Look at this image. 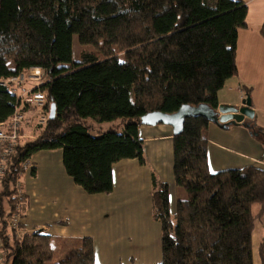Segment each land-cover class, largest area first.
I'll return each mask as SVG.
<instances>
[{
    "label": "trees",
    "instance_id": "1",
    "mask_svg": "<svg viewBox=\"0 0 264 264\" xmlns=\"http://www.w3.org/2000/svg\"><path fill=\"white\" fill-rule=\"evenodd\" d=\"M247 13L239 0H0V81L41 67L40 89L49 108L56 104L55 117L36 137L21 140L8 160L0 191L2 264H96L90 237L58 262L52 236L42 229L26 231L22 224V238H15L7 219L17 200L11 183L28 170L23 163L37 152L60 149L77 185L89 194L111 193L116 162L146 163L138 133L143 115L174 113L184 104L218 107V92L238 71V32L247 27ZM75 36L92 46L77 59ZM250 91L246 88L248 96ZM16 106L14 89L0 85V122ZM112 121L115 126L92 133L97 124ZM209 124L190 117L173 136L175 183L188 193L177 199L174 213L169 184L152 174L153 215L162 230L157 264H254L252 235L264 212V168L212 173ZM258 131L264 135V128ZM261 247L264 258V241Z\"/></svg>",
    "mask_w": 264,
    "mask_h": 264
},
{
    "label": "crops",
    "instance_id": "2",
    "mask_svg": "<svg viewBox=\"0 0 264 264\" xmlns=\"http://www.w3.org/2000/svg\"><path fill=\"white\" fill-rule=\"evenodd\" d=\"M248 6L247 27L239 29L236 61L237 73L227 79L218 92L220 104L240 105L242 99L248 97L246 88H250L254 118H245L248 125L238 123L222 128L210 122L206 137L208 139V166L212 173L227 169H241L250 165L264 168V135L258 128H264V0H239ZM31 86H25L29 89ZM24 92V91H23ZM28 122L23 133L26 136L38 135L34 122ZM139 136L144 141V154L147 164L138 159H123L113 165L114 189L110 194L87 195L66 173L65 168L56 164L62 157V151L44 150L32 156L31 165L22 174L21 185L26 203V214L23 225L26 231L42 229L52 236V242L66 244V254L77 246L80 237L92 236L95 241L96 264H120L116 258L117 247L125 243L118 238L116 232L122 226L130 225L136 230L142 218H152V174L155 170L159 179L170 186V208L175 212V203L181 198V190L175 183L173 173L174 145L173 127L159 123L157 125H141ZM31 137V138H34ZM166 152V157L164 156ZM56 164V165H55ZM56 166V167H55ZM36 168V174L30 170ZM46 180L50 189L51 207L48 210L43 204L45 189L40 191V182ZM71 192L77 195H71ZM85 196L93 204L85 207L81 199ZM82 208L77 209L76 199ZM89 204V205H90ZM91 208L98 216L110 217L101 228L88 229L87 216ZM88 210V211H87ZM258 206L253 211L257 213ZM145 214V215H144ZM142 217V218H141ZM143 223V222H142ZM99 226V225H98ZM97 226V227H98ZM162 230H160V235ZM78 237V238H77ZM63 238V239H62ZM103 240H106L105 243ZM145 241V242H143ZM264 241V212L257 220L252 235L254 264H264L262 243ZM146 259H139L131 264H157L162 259V249L153 248L151 243L140 239ZM98 243L100 247L98 248ZM102 243H104L102 245ZM120 243V244H119ZM162 245V244H161ZM256 247V254H255ZM102 250L105 251L104 255ZM115 258V259H114ZM4 261V253L0 248V264ZM125 262V261H124ZM128 264V263H126Z\"/></svg>",
    "mask_w": 264,
    "mask_h": 264
},
{
    "label": "built area",
    "instance_id": "3",
    "mask_svg": "<svg viewBox=\"0 0 264 264\" xmlns=\"http://www.w3.org/2000/svg\"><path fill=\"white\" fill-rule=\"evenodd\" d=\"M44 73L45 71L41 67L35 66L31 67L29 71H24L0 81V85H10L17 97V106L13 115L9 119L0 122V184H2L7 175L9 158L15 152L19 142L27 138L26 134L23 133L25 125L28 122H33L35 118L34 126L39 128L44 126L49 119L50 108L48 107L47 94L40 89L44 82ZM27 82H34L35 86L23 90L22 87ZM30 165V159L23 163V166L27 168ZM16 190L17 192L14 196L17 200L13 211L8 216L7 222L15 238L21 239L25 194L19 178L16 182ZM1 225L2 221L0 220V227Z\"/></svg>",
    "mask_w": 264,
    "mask_h": 264
},
{
    "label": "rangeland",
    "instance_id": "4",
    "mask_svg": "<svg viewBox=\"0 0 264 264\" xmlns=\"http://www.w3.org/2000/svg\"><path fill=\"white\" fill-rule=\"evenodd\" d=\"M84 49H92V46L81 45L78 41V37L75 36L74 37V59H77L79 57L81 51ZM26 71H29V69ZM27 86L33 87V86H35V83L32 82L31 84H27ZM115 121H116V124H119L120 120H115ZM115 121L97 124L95 126L94 131H92V133L97 135L99 133L98 129L107 130V129H109V127L115 126ZM31 137H34V135L27 136L26 139H30ZM166 155L167 154L165 152L164 156L166 157ZM56 164H58L60 167L62 166L64 168L61 154H60V158L57 160ZM146 164H147V161L144 165H146ZM153 171H154L153 173L155 175H157V177H158L159 174L155 170H153ZM21 178H22V175L19 177L20 181H21ZM40 185H41L40 191H43L45 189V200H43L42 202H43V204H45L47 206V209L49 210L51 207L50 189H49V187H47V185H49V184H46V180L44 179V180H42V182H40ZM11 187L15 188L16 184L11 183ZM21 187L23 189L22 185H21ZM2 189H3V184H0V191H2ZM179 190H181V192H182L181 198L182 199L187 198V196H188L187 191L182 187H179ZM107 194H110V193H107ZM71 195L76 196L77 194L71 192ZM87 195L93 196V195H97V194H89V193L85 194V196H87ZM85 196H83V198L81 199V202H82L81 204H83V206L85 207V209H83V211L88 209L87 208L88 206L93 205V204H90V202H88L90 200H88ZM75 199H76L75 204L77 206V209L82 208L78 199L77 198H75ZM89 212L90 213H88V216H87V218L88 217L89 218L86 221V223L88 224L87 225L88 229L94 230V229L101 228V224H107L105 222H108V220L110 218V217L98 216L93 208H91V210ZM140 222L141 223H139L138 226H136V230L130 229V225H126V226H122V228H123L122 230L120 227V231L115 233V235L118 236V238H120V237H122V239L126 238L125 243H123V244L119 243L120 246L117 247V250L114 251L116 253V255H115L116 258L120 261V264H126V263L131 264L132 262L137 261L138 258L139 259H144V258L146 259V254H143L144 250L142 249L144 246H143L142 242H140V239L146 240L148 243H151L153 248L159 247L160 250L162 249L161 235H160V230H161L160 222L154 217L153 214H152V218L150 220L145 219L143 217L142 221H140ZM89 237L93 239L92 236H89ZM84 238H85V236L80 237V240L78 241L77 246H80L83 243ZM59 241H62L61 244H58L55 241L52 243L54 250H55L54 259H53L54 262H58L60 259H62L63 257H65L67 255L65 252L66 244L63 243L64 242L63 240H59ZM103 241L105 243L106 240H103ZM143 242H145V241H143ZM104 243H102V245ZM93 244H94V248H95L94 239H93ZM99 247H100V243H98V248ZM102 252L104 255L109 254V253L105 254L104 250H102ZM255 254H256V247H255Z\"/></svg>",
    "mask_w": 264,
    "mask_h": 264
},
{
    "label": "water",
    "instance_id": "5",
    "mask_svg": "<svg viewBox=\"0 0 264 264\" xmlns=\"http://www.w3.org/2000/svg\"><path fill=\"white\" fill-rule=\"evenodd\" d=\"M55 114L56 104L52 103L49 117L52 119ZM190 117H204L222 128H228L238 123L248 125L245 118H254V110L252 100L248 96L242 99L240 105L220 104L217 108H212L206 103L198 106L184 104L174 113L150 111L141 117V122L145 125L167 124L173 127L174 134H179L184 130L185 120Z\"/></svg>",
    "mask_w": 264,
    "mask_h": 264
}]
</instances>
